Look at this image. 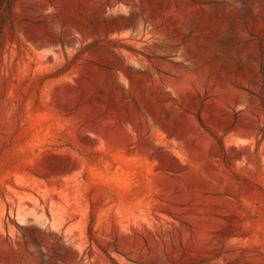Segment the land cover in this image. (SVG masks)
I'll return each mask as SVG.
<instances>
[{"label": "rangeland", "instance_id": "374dc122", "mask_svg": "<svg viewBox=\"0 0 264 264\" xmlns=\"http://www.w3.org/2000/svg\"><path fill=\"white\" fill-rule=\"evenodd\" d=\"M0 264H264V0H9Z\"/></svg>", "mask_w": 264, "mask_h": 264}, {"label": "trees", "instance_id": "16d2710c", "mask_svg": "<svg viewBox=\"0 0 264 264\" xmlns=\"http://www.w3.org/2000/svg\"><path fill=\"white\" fill-rule=\"evenodd\" d=\"M7 1H9V0H0V11H1L3 5H4Z\"/></svg>", "mask_w": 264, "mask_h": 264}]
</instances>
